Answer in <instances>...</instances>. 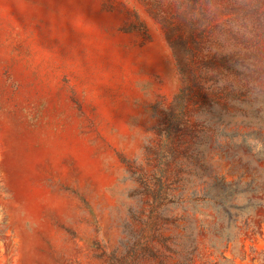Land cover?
<instances>
[{
    "label": "rangeland",
    "instance_id": "1",
    "mask_svg": "<svg viewBox=\"0 0 264 264\" xmlns=\"http://www.w3.org/2000/svg\"><path fill=\"white\" fill-rule=\"evenodd\" d=\"M183 1L0 0V264H264V2L172 146Z\"/></svg>",
    "mask_w": 264,
    "mask_h": 264
},
{
    "label": "trees",
    "instance_id": "2",
    "mask_svg": "<svg viewBox=\"0 0 264 264\" xmlns=\"http://www.w3.org/2000/svg\"><path fill=\"white\" fill-rule=\"evenodd\" d=\"M263 2L264 0H185L175 17L162 19L167 42L177 61L184 85L167 114L166 139L172 141V146L182 130L189 125L192 109L198 102L218 101L222 98L219 89L205 88L207 81L201 67L207 60L201 54L210 45L215 32L231 35L236 40L243 31L248 30ZM220 17L228 18L225 25L215 24ZM227 89L233 100L242 96L239 82L234 81Z\"/></svg>",
    "mask_w": 264,
    "mask_h": 264
}]
</instances>
